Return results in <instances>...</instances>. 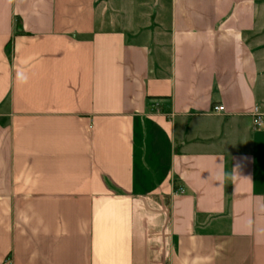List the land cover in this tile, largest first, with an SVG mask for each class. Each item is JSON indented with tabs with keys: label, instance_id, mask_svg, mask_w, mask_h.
<instances>
[{
	"label": "crops",
	"instance_id": "0c3cea01",
	"mask_svg": "<svg viewBox=\"0 0 264 264\" xmlns=\"http://www.w3.org/2000/svg\"><path fill=\"white\" fill-rule=\"evenodd\" d=\"M152 1L0 0V264H264V0Z\"/></svg>",
	"mask_w": 264,
	"mask_h": 264
},
{
	"label": "built area",
	"instance_id": "2783aa9c",
	"mask_svg": "<svg viewBox=\"0 0 264 264\" xmlns=\"http://www.w3.org/2000/svg\"><path fill=\"white\" fill-rule=\"evenodd\" d=\"M214 111L217 113H221L224 112L225 109L223 106H218L216 108H214ZM254 126L256 129H261L264 127V120L262 118L261 115H259L258 113H256L255 118H254ZM180 191H183L182 189Z\"/></svg>",
	"mask_w": 264,
	"mask_h": 264
},
{
	"label": "rangeland",
	"instance_id": "374dc122",
	"mask_svg": "<svg viewBox=\"0 0 264 264\" xmlns=\"http://www.w3.org/2000/svg\"><path fill=\"white\" fill-rule=\"evenodd\" d=\"M115 1H119V0H115ZM112 2H114V0H112ZM150 2H151V5H153V1L152 0H150ZM115 3V2H114ZM145 6H148V4H144ZM150 5V4H149ZM123 6V5H122ZM168 12V11H167ZM261 14H262V18L264 17V6H262V8H261ZM167 36V35H166ZM257 37H259V39L257 40L258 41V43H260L261 45H264V29H262V33L259 35V36H257ZM260 54H262L263 56H264V52L262 51ZM262 60H263V57H262Z\"/></svg>",
	"mask_w": 264,
	"mask_h": 264
}]
</instances>
